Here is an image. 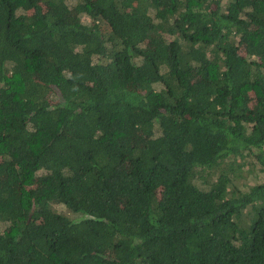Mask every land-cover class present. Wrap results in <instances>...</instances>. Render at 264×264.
<instances>
[{
    "label": "trees",
    "instance_id": "16d2710c",
    "mask_svg": "<svg viewBox=\"0 0 264 264\" xmlns=\"http://www.w3.org/2000/svg\"><path fill=\"white\" fill-rule=\"evenodd\" d=\"M259 174L264 0H0V264H264Z\"/></svg>",
    "mask_w": 264,
    "mask_h": 264
},
{
    "label": "rangeland",
    "instance_id": "374dc122",
    "mask_svg": "<svg viewBox=\"0 0 264 264\" xmlns=\"http://www.w3.org/2000/svg\"><path fill=\"white\" fill-rule=\"evenodd\" d=\"M221 1H222V2H225L226 0H221ZM259 175H260V174H259ZM263 177H264L263 175H260L258 181H262V180H263ZM255 181H256V180H255ZM255 181H252V182H250V183H248V184H252V183L255 182ZM159 196H160V197H163V196H165V194H164L163 192H160V193H159ZM55 209L58 210V211H59V210H62V208H61L59 205L55 206Z\"/></svg>",
    "mask_w": 264,
    "mask_h": 264
}]
</instances>
